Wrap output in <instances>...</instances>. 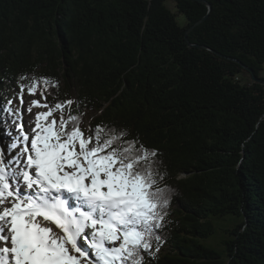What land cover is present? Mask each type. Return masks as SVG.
<instances>
[{"label": "trees", "instance_id": "obj_1", "mask_svg": "<svg viewBox=\"0 0 264 264\" xmlns=\"http://www.w3.org/2000/svg\"><path fill=\"white\" fill-rule=\"evenodd\" d=\"M206 1L0 0V100L52 78L86 135L157 150L169 203L145 264H264V0Z\"/></svg>", "mask_w": 264, "mask_h": 264}, {"label": "snow or ice", "instance_id": "obj_2", "mask_svg": "<svg viewBox=\"0 0 264 264\" xmlns=\"http://www.w3.org/2000/svg\"><path fill=\"white\" fill-rule=\"evenodd\" d=\"M16 87L0 100V264L154 258L169 203L157 150L125 139L126 129L97 125L86 135L82 115L71 111L83 101L49 103V89L58 90L52 78L22 75ZM38 92L25 112V94ZM33 108L45 111L24 121Z\"/></svg>", "mask_w": 264, "mask_h": 264}, {"label": "rangeland", "instance_id": "obj_3", "mask_svg": "<svg viewBox=\"0 0 264 264\" xmlns=\"http://www.w3.org/2000/svg\"><path fill=\"white\" fill-rule=\"evenodd\" d=\"M169 5H170V7H172L173 9H175V3H174V1H171V2L169 3ZM178 14H180V13H178ZM263 76H264V72H263ZM244 77H245V81H247V82H250V81H251V77H250L249 74H246ZM18 91H19V89L16 90L15 92L13 91V92L11 93V96L14 97V96H15V93L18 92ZM33 98H35V99H40L39 92L37 93V95H36L35 97H31V96H28L27 94H25V106H24V107H25V112H26L27 104H28V103L30 102V100L33 99ZM48 101H49V100H48ZM49 103H51V102L49 101ZM51 104H52V103H51ZM13 105H14V108H19V107H20V104H19V98H18V97H17L16 99L13 100ZM37 111H45V109H36V108H33V113H32V114H27V113H26V114L24 115V117H23L24 121H28L29 119H32V118H33V114L36 113ZM57 114H58V115H57ZM95 114H96V110H92V111L89 113V116L93 117ZM55 115L58 117V116H59V111H57V112L55 113ZM30 117H32V118H30ZM86 127L89 128L87 124H86ZM3 147H4L3 142H2V140L0 139V148H3Z\"/></svg>", "mask_w": 264, "mask_h": 264}, {"label": "water", "instance_id": "obj_4", "mask_svg": "<svg viewBox=\"0 0 264 264\" xmlns=\"http://www.w3.org/2000/svg\"><path fill=\"white\" fill-rule=\"evenodd\" d=\"M200 1H203L206 5H208L209 8H210V10H211L212 6H211V4H210L209 2H207L206 0H200ZM206 17H207V16H206ZM206 17L203 18L201 21H199L197 24L203 22V21L206 19ZM192 28H193V26H192L190 29H188L187 32H186V40H187L188 43H190L189 38H188V34H189V31H190ZM251 71H252V73H253V77H254V79L264 84V79L261 78V77H258L257 74L253 71V69H251Z\"/></svg>", "mask_w": 264, "mask_h": 264}, {"label": "bare ground", "instance_id": "obj_5", "mask_svg": "<svg viewBox=\"0 0 264 264\" xmlns=\"http://www.w3.org/2000/svg\"><path fill=\"white\" fill-rule=\"evenodd\" d=\"M57 115H58V114H57ZM30 118H32V117H30ZM29 120H30V119H29ZM29 120H28V121H29Z\"/></svg>", "mask_w": 264, "mask_h": 264}]
</instances>
